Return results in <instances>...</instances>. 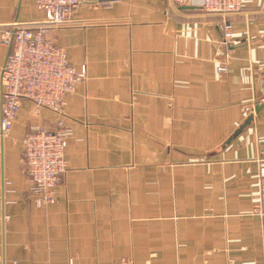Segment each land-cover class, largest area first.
<instances>
[{
  "label": "crops",
  "instance_id": "crops-1",
  "mask_svg": "<svg viewBox=\"0 0 264 264\" xmlns=\"http://www.w3.org/2000/svg\"><path fill=\"white\" fill-rule=\"evenodd\" d=\"M199 2L86 3L49 32L85 79L64 98L67 169L54 203L36 205L22 139L54 129L57 115L22 100L0 135L5 264H264L252 213L264 157V0H241L227 16ZM43 18L33 0H0V73L4 26ZM225 21L236 45L223 44Z\"/></svg>",
  "mask_w": 264,
  "mask_h": 264
},
{
  "label": "built area",
  "instance_id": "built-area-1",
  "mask_svg": "<svg viewBox=\"0 0 264 264\" xmlns=\"http://www.w3.org/2000/svg\"><path fill=\"white\" fill-rule=\"evenodd\" d=\"M44 12V18L35 22H12L4 26L1 42L7 55L0 73V135L6 136L16 118L22 100L36 108H44L57 115L55 128L31 127L22 139L23 159L37 206L54 203V189L66 172L64 149L70 129L64 125V98L85 79V67L77 71L71 67L64 50L51 41L48 34L64 24L71 23V12L82 4L108 5L116 0H33ZM192 0H172L180 6ZM241 0H200L205 13L227 16L240 10ZM225 45H236L232 24L222 26ZM226 71L225 64L216 67L217 74ZM264 89V65L261 75ZM264 156V151H263ZM258 196L252 213L260 220L261 244L264 253V157L257 170ZM0 264H5L0 259ZM11 264H22L12 262ZM67 264H72L69 260ZM232 264V263H230Z\"/></svg>",
  "mask_w": 264,
  "mask_h": 264
}]
</instances>
